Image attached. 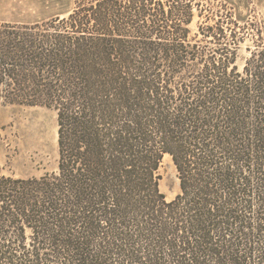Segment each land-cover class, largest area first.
Masks as SVG:
<instances>
[{
  "label": "trees",
  "instance_id": "16d2710c",
  "mask_svg": "<svg viewBox=\"0 0 264 264\" xmlns=\"http://www.w3.org/2000/svg\"><path fill=\"white\" fill-rule=\"evenodd\" d=\"M193 16L75 0L0 21V101L55 108L59 152L41 176L0 168V264H264V49L239 69L232 14L190 35Z\"/></svg>",
  "mask_w": 264,
  "mask_h": 264
},
{
  "label": "rangeland",
  "instance_id": "374dc122",
  "mask_svg": "<svg viewBox=\"0 0 264 264\" xmlns=\"http://www.w3.org/2000/svg\"><path fill=\"white\" fill-rule=\"evenodd\" d=\"M194 16L189 29L193 35L203 21L231 18L229 25L236 44V63L243 68L251 51L264 49V0H192ZM75 0H0V21L34 23L67 15ZM200 34L197 39L200 38ZM231 36L229 37L230 42ZM210 46L214 40L206 38ZM200 44H207L205 40ZM233 46V44H231ZM57 111L45 105H26L0 101V168L18 177L41 176L58 166ZM159 188L166 199L179 191L176 168L164 155L159 168Z\"/></svg>",
  "mask_w": 264,
  "mask_h": 264
}]
</instances>
